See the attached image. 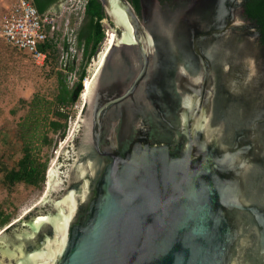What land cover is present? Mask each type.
<instances>
[{"label": "water", "instance_id": "1", "mask_svg": "<svg viewBox=\"0 0 264 264\" xmlns=\"http://www.w3.org/2000/svg\"><path fill=\"white\" fill-rule=\"evenodd\" d=\"M98 1L108 49L0 264H264V46L245 0Z\"/></svg>", "mask_w": 264, "mask_h": 264}, {"label": "rangeland", "instance_id": "2", "mask_svg": "<svg viewBox=\"0 0 264 264\" xmlns=\"http://www.w3.org/2000/svg\"><path fill=\"white\" fill-rule=\"evenodd\" d=\"M13 2L14 0H0V20ZM69 2L71 1L59 0L57 6L69 5ZM102 25L104 27L103 21ZM102 49L100 45L99 51H103ZM99 57L100 55L90 63V75L97 67ZM64 64L59 52L55 50V53L50 52L43 66H38L27 55L14 50L0 37V213L9 216V223L1 226L0 231L20 220L40 204L47 191L48 171L70 136L82 109L83 93L75 103L64 109L67 113L64 128L53 133L47 125L42 128V134L35 141V150L48 166L44 183L38 187L18 184L11 188L3 184L5 168L14 167L20 157L21 144L17 139V130L18 124L27 113L28 103L35 95L53 102L57 91L56 74L63 70ZM82 65V61H77L76 66L81 68ZM76 79H68V85L72 86ZM48 120H55V117L49 114Z\"/></svg>", "mask_w": 264, "mask_h": 264}, {"label": "trees", "instance_id": "3", "mask_svg": "<svg viewBox=\"0 0 264 264\" xmlns=\"http://www.w3.org/2000/svg\"><path fill=\"white\" fill-rule=\"evenodd\" d=\"M139 14V0H128ZM161 3L172 2L174 0H159ZM187 1V0H182ZM39 13H43L50 7L57 5L59 0H33ZM243 17L256 26V32L260 35L259 42L264 46V0H245L243 5ZM106 18L103 8L98 0H88L84 9V19L82 26L76 33L79 45L83 44V59L89 60L94 56L105 37V30L102 20ZM50 52L55 50L52 46H47ZM62 71L57 72V91L53 102H48L35 95L28 103L26 115L18 124L17 139L21 144L20 157L14 167L5 168L3 174V184L8 188L18 184L38 187L45 182L47 163L42 161L35 150V141L42 134L41 130L49 126L53 133L61 131L65 126L67 113L66 107L75 103L80 97L83 84L84 71H80L76 82L72 86L68 85V74L72 71V63L63 66ZM55 106L54 108L52 106ZM49 114L55 120H48ZM64 121V122H63ZM44 139L45 136H44ZM76 142V141H75ZM29 215V214H28ZM9 223V216L0 213V227Z\"/></svg>", "mask_w": 264, "mask_h": 264}, {"label": "built area", "instance_id": "4", "mask_svg": "<svg viewBox=\"0 0 264 264\" xmlns=\"http://www.w3.org/2000/svg\"><path fill=\"white\" fill-rule=\"evenodd\" d=\"M69 5L50 7L39 13L33 0H14L0 20V37L14 50L27 55L36 65L43 66L50 54L47 46H52L60 54L64 66L72 63L73 69L68 74V79H76L80 71H84L82 84L85 80L93 78L99 66L93 73L89 72L90 63L106 51V32L101 42L103 51L83 59L84 46L79 45L76 33L82 25L84 9L88 0H70ZM105 49V50H104ZM77 61H82L80 68ZM77 80V79H76Z\"/></svg>", "mask_w": 264, "mask_h": 264}, {"label": "bare ground", "instance_id": "5", "mask_svg": "<svg viewBox=\"0 0 264 264\" xmlns=\"http://www.w3.org/2000/svg\"><path fill=\"white\" fill-rule=\"evenodd\" d=\"M106 39H107V38H106ZM105 45H106V47L109 46V44H107V42H106ZM107 49H108V47H107ZM107 49H106V51H107ZM104 50H105V49H104ZM106 51H103V52L100 54L99 60H98V62H97V65H98V66L100 65L101 60H102L103 56L105 55ZM85 81H86V80H85ZM90 82H91V78L87 79V82H84V83H83V90H82V93H83V99L85 98V94H86V91H87V88H88Z\"/></svg>", "mask_w": 264, "mask_h": 264}, {"label": "flooded vegetation", "instance_id": "6", "mask_svg": "<svg viewBox=\"0 0 264 264\" xmlns=\"http://www.w3.org/2000/svg\"><path fill=\"white\" fill-rule=\"evenodd\" d=\"M106 18H107V17H106ZM106 18H104V19H106ZM83 19H84V18H83ZM104 19H103V20H104ZM103 20H102V21H103ZM82 23H83V21H82ZM81 26H82V25H81ZM107 44H108V43H107Z\"/></svg>", "mask_w": 264, "mask_h": 264}]
</instances>
